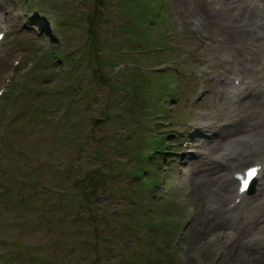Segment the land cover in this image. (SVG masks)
<instances>
[{"label": "rangeland", "instance_id": "1", "mask_svg": "<svg viewBox=\"0 0 264 264\" xmlns=\"http://www.w3.org/2000/svg\"><path fill=\"white\" fill-rule=\"evenodd\" d=\"M0 4L11 30L7 39L28 20L20 19L24 13H37L53 28V38L25 30L4 46L2 74L20 53L22 68L25 62L31 68L18 76L19 88L0 100V264H264V236L258 233L264 222L246 226L238 241L224 244L215 236L222 214L197 210L201 196H213L214 182L200 183L202 188L198 181L187 183L188 160L197 161L195 173L214 169L208 157H199L209 147V157H216L219 136L243 128L225 116L213 120L215 109L229 102L216 91L224 75L229 83L232 71L225 69L232 68L216 48L217 37L200 42L203 34L217 33L208 19L196 29L206 5ZM11 11L20 15L12 19ZM251 109L244 102L236 112L259 123ZM203 122L213 133L192 135ZM190 150L192 160L185 158ZM255 157L264 159V152L222 171L229 175ZM243 205L244 217L263 220L264 172ZM173 226L177 230L169 235Z\"/></svg>", "mask_w": 264, "mask_h": 264}, {"label": "bare ground", "instance_id": "2", "mask_svg": "<svg viewBox=\"0 0 264 264\" xmlns=\"http://www.w3.org/2000/svg\"><path fill=\"white\" fill-rule=\"evenodd\" d=\"M200 3L201 6L206 5L207 7L205 6L204 11L198 13L200 22L196 25L200 28L205 23V20L208 19L212 23V28L217 30V35L211 32L203 34L204 37L200 42L212 40L217 37L216 48L218 52L220 54L222 53V57L226 63H231L232 69L226 68L225 71H232L234 76L233 78L231 77L233 84L236 80L238 81L237 85H229L225 81L226 75L221 80L218 78L220 87L221 84H224V86L221 87V90H217L216 94L218 98H225L229 102H223L222 106L217 108L219 110L215 109L218 113L213 117V120L220 119L219 122H221V118L225 116L230 122L240 123L243 128H240L241 130L238 132L226 131L225 134L219 136V139L223 137V142L221 144L222 147L216 150V157H209L208 152L211 147L207 148L205 154L203 153L204 155L202 154L199 157V161L201 162L207 161L206 157H208V163L214 169H206L203 172L199 171L200 173H195L194 167L197 166V161L194 160L195 162L190 163L188 160V164L186 165L190 169L188 176L190 179L187 183L196 185L197 181L199 182L198 184H206L210 181L214 182V188L211 191L213 196L208 197L207 200L201 196L198 204L199 209L197 210L200 213L215 212L222 214L223 222H218V225L221 226V232L219 231V234L215 236L225 238V244L233 241L231 239L238 241L246 226L255 227L259 223L264 222V218L260 220L259 218L247 219L244 217L242 207L248 195H243L239 203H234L233 207L229 205L231 201L234 202L236 193L237 182L232 177V173L236 168L232 169L229 175L224 174L222 171V169L230 170L233 163L241 161L245 156L254 155L258 151L264 152V127L260 124L264 119V109H262L264 108V83L260 86L258 82L261 76L264 77V0H200ZM217 76L219 77L220 75ZM226 85H229L228 91L224 90ZM244 98L247 100H244ZM244 102L249 103L250 107L256 110L259 123L250 120V123H252L250 124L247 122L249 121L248 118L241 117L236 112ZM247 115L253 117L249 113ZM209 118L203 121H211ZM194 128L197 132H191L192 135L201 134L202 132L208 134L213 133V130L205 122L201 123V126H194ZM213 128L214 131H217L219 126L215 125ZM214 147L216 145L212 148ZM212 153L213 150H211L210 154L212 155ZM190 157H196V154L194 152L192 153L191 150L185 158L191 159ZM255 160V164L262 166L263 172L264 159L258 160V158H255ZM184 182L186 181L184 180ZM202 184H200V188L203 187ZM252 207L253 205L251 203L247 207L248 212ZM260 225V232L258 233L264 236V233H262L264 232V224ZM207 227H210V223L206 224ZM226 245H223V248Z\"/></svg>", "mask_w": 264, "mask_h": 264}, {"label": "snow or ice", "instance_id": "3", "mask_svg": "<svg viewBox=\"0 0 264 264\" xmlns=\"http://www.w3.org/2000/svg\"><path fill=\"white\" fill-rule=\"evenodd\" d=\"M256 170L252 169L251 171L248 172V179H251L255 175ZM247 180L244 181V186L247 187ZM243 190V189H241Z\"/></svg>", "mask_w": 264, "mask_h": 264}, {"label": "trees", "instance_id": "4", "mask_svg": "<svg viewBox=\"0 0 264 264\" xmlns=\"http://www.w3.org/2000/svg\"><path fill=\"white\" fill-rule=\"evenodd\" d=\"M169 84H170L171 86H173V85H174V83H169ZM169 89H171V90H172V88H169ZM170 134H173V133H170ZM170 134H169V136H171ZM175 227H176V226H173V227H172L173 231H172L171 233H170V232H169V230H168V232H169V235H171L172 233H175V232H176L177 228L175 229Z\"/></svg>", "mask_w": 264, "mask_h": 264}]
</instances>
